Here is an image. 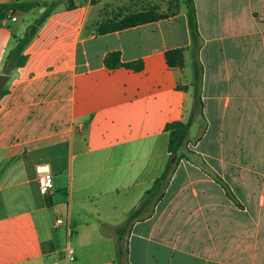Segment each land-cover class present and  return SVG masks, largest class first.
Returning a JSON list of instances; mask_svg holds the SVG:
<instances>
[{"label": "crops", "instance_id": "crops-1", "mask_svg": "<svg viewBox=\"0 0 264 264\" xmlns=\"http://www.w3.org/2000/svg\"><path fill=\"white\" fill-rule=\"evenodd\" d=\"M52 1L0 0V75ZM109 1L60 0L8 74L0 264H119L118 228L170 162L165 126L176 120L190 121L183 156L127 232L123 264H264V0H193L199 86L186 0H140L168 16L101 35ZM172 48L183 66L168 64ZM114 51L144 68L107 67Z\"/></svg>", "mask_w": 264, "mask_h": 264}, {"label": "trees", "instance_id": "trees-1", "mask_svg": "<svg viewBox=\"0 0 264 264\" xmlns=\"http://www.w3.org/2000/svg\"><path fill=\"white\" fill-rule=\"evenodd\" d=\"M96 3V0H92ZM123 0H113L106 2L104 4V19L98 25V33L106 34L110 32H115L123 30L126 28L134 27L140 24H145L148 22L159 20L160 18L167 17L168 14L158 11L155 7L147 8L140 7L138 10L127 11L125 13L120 12L123 8L119 4ZM138 1V0H137ZM73 4V0H69ZM60 3V0H53L46 7V10L41 13V15L31 23L24 35L17 39L16 45L10 50L5 61V73L10 74L18 67L25 64L28 59L27 54H25V49L36 36L39 27L45 22L49 17L52 10L56 5ZM189 4V22L190 30L192 34V49L194 53V65H195V81L194 85L199 86L202 76V65L199 61V48H200V32L198 29V24L196 20V10L193 0H186ZM111 10V11H110ZM115 10V12H114ZM113 11V12H112ZM119 11V12H118ZM166 58L168 64L171 67H180L184 65V49L183 48H172L166 52ZM105 64L109 68H116L124 66L126 68H131L140 71L144 68L143 60L135 61H123L121 59V53L119 51L110 52L105 57ZM186 89L187 86H180ZM6 93L5 84L1 85L0 82V97ZM196 102L202 104L200 96H196ZM190 121L186 120H176L166 124L165 129L170 132L169 139V151L171 155L173 153L177 154L175 162L171 165L168 163L166 169L160 177H158L151 189H149L144 195L142 201L138 206L131 210L129 214L122 220L121 225L118 228V244H119V264H123L124 255L127 251V245L123 243L126 241V234L131 229L133 224L144 218L147 209L150 205L155 203L161 198L162 190L165 189L166 183L170 180L180 158L183 156V146L187 137ZM126 245V246H125Z\"/></svg>", "mask_w": 264, "mask_h": 264}, {"label": "built area", "instance_id": "built-area-1", "mask_svg": "<svg viewBox=\"0 0 264 264\" xmlns=\"http://www.w3.org/2000/svg\"><path fill=\"white\" fill-rule=\"evenodd\" d=\"M8 16L16 20L17 16L15 11L11 9L8 13ZM37 179L39 182V187L41 192L46 196H51L54 190V174L49 163L42 162L36 165ZM65 222L64 218H58L56 223L63 224ZM66 255L69 259L75 258V252L73 248L66 249Z\"/></svg>", "mask_w": 264, "mask_h": 264}, {"label": "rangeland", "instance_id": "rangeland-1", "mask_svg": "<svg viewBox=\"0 0 264 264\" xmlns=\"http://www.w3.org/2000/svg\"><path fill=\"white\" fill-rule=\"evenodd\" d=\"M108 1V0H107ZM119 6H121L123 9L120 10V12L125 13L127 11H133V10H138L141 7V2L140 0H123ZM161 7V6H160ZM159 7V8H160ZM111 11V10H110ZM113 12V11H112ZM115 12V10H114ZM119 12V11H118ZM125 243H123L124 246Z\"/></svg>", "mask_w": 264, "mask_h": 264}, {"label": "water", "instance_id": "water-1", "mask_svg": "<svg viewBox=\"0 0 264 264\" xmlns=\"http://www.w3.org/2000/svg\"><path fill=\"white\" fill-rule=\"evenodd\" d=\"M8 77H9L8 74H1L0 75L1 85L5 84V82L8 80ZM176 158H177V154L173 153L170 157L169 163L172 165L175 162Z\"/></svg>", "mask_w": 264, "mask_h": 264}]
</instances>
